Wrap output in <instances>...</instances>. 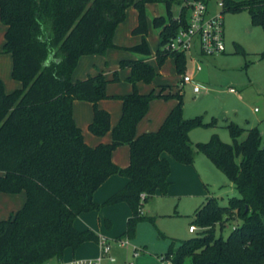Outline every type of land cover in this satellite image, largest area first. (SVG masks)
Masks as SVG:
<instances>
[{
  "label": "trees",
  "instance_id": "1",
  "mask_svg": "<svg viewBox=\"0 0 264 264\" xmlns=\"http://www.w3.org/2000/svg\"><path fill=\"white\" fill-rule=\"evenodd\" d=\"M175 0H0V24L5 26L2 52L12 60L11 77L21 87L5 92L0 80V192H24L23 205L0 219V264H48L60 261L66 248L76 250L87 241L98 242L91 229L77 230L74 220L101 206L125 202L131 216L119 239H132L138 222H154L140 213L143 204L157 192L164 195L170 181V155L181 164H191L196 154L206 156L237 191L227 205L208 198L194 213L195 236L172 239L163 254L171 264H264V144L256 128L228 122L231 142L212 134L207 142L193 143L189 132L211 123L202 115L183 116V94L166 86L155 92L140 93L137 82L151 83L155 67L146 61L150 51L145 36L149 3H162L164 14L154 16L151 26L159 29L155 52L160 67L167 58L174 61L177 75H183L188 59L182 52L163 49L178 28L185 25L186 10L180 21L173 19ZM224 11L246 10L250 22L264 32V0H222ZM182 0L177 4L181 5ZM133 6L137 23L131 34L140 35L137 45L126 47L140 58L123 59L126 81L133 90L125 95L106 93L109 82L102 73L72 79L79 59L102 54L113 43L117 25L125 10ZM239 50L244 52L240 47ZM264 58V51L260 54ZM113 71L110 81H118ZM181 79V77H180ZM121 100V114L114 127L110 114L98 101ZM174 99L162 124L155 131L136 135V125L146 115L150 101ZM74 100L88 101L93 117L88 125L96 136L111 132V141L89 146L72 116ZM245 133L243 139L241 135ZM121 145L129 148V163L116 165L111 154ZM127 178L126 184L103 203L93 193L110 175ZM141 194L144 198L141 200ZM240 219L224 238L215 227ZM162 236H165L164 234Z\"/></svg>",
  "mask_w": 264,
  "mask_h": 264
},
{
  "label": "crops",
  "instance_id": "2",
  "mask_svg": "<svg viewBox=\"0 0 264 264\" xmlns=\"http://www.w3.org/2000/svg\"><path fill=\"white\" fill-rule=\"evenodd\" d=\"M155 4V3H154ZM209 4V0H208ZM156 5V4H155ZM210 10H214L209 5ZM162 12L157 6L155 11L150 13L148 11L147 21L149 24L150 32L155 36L156 43L155 49L150 52L149 56L146 58V61L155 67L157 71V76H162L160 72V67L156 65L155 61V52L158 47L159 42V29H154L151 26V20L154 16L161 15ZM137 23V11H136V19L133 26L130 29V33L132 28ZM117 29V28H116ZM116 29L113 35V43L118 46V48H122L124 50L125 56L121 58L119 61L123 59H135L140 58V55H136L129 50L125 49L126 47H131L137 45L141 41L140 35L134 40L132 44L123 45L118 44L116 42ZM4 31L5 26L2 25V38L0 45V52L2 53V45L4 42ZM4 53V52H3ZM7 54V53H6ZM9 55V54H8ZM97 54L85 55L82 56L74 71L72 72V79H83L88 75H95L101 72L104 77L109 80L106 84V93L110 96H121L131 92L130 87H124L122 90H110L109 86L111 83L112 73L113 71H119L121 75V79L123 81L129 74V69L126 67L120 70V66L118 63L114 65H107L106 63L99 62V64L95 63L94 56ZM10 56V55H9ZM11 59V57H10ZM89 60V66L91 65L90 73H87V76H81L80 72L82 70L85 61ZM12 65V60L10 62ZM190 61L187 63V68H189ZM101 65V66H99ZM192 72L194 71L193 65ZM8 78L3 79L0 77L4 85L5 92H10L14 89L21 87V83L17 80H14L11 77V67L9 68ZM175 80L172 84L180 83V75L176 74L175 66ZM80 75V76H79ZM193 75V74H192ZM195 77V76H193ZM11 79V80H10ZM153 82V81H152ZM152 82L150 84H152ZM172 84L161 81L160 79L155 84L151 90L157 92L160 87L166 86L167 90L170 89ZM150 90V91H151ZM149 91V92H150ZM140 93H148L140 90ZM176 100L174 99H161L156 98L150 101L148 111L146 115L138 122L136 125V135H139L144 132L155 131L159 128V126L164 121L165 117L171 110V108L175 105ZM100 109L106 110L110 114V126L114 127L120 117L121 114V100L117 98H106L98 101L97 103ZM72 116L75 124L80 128L82 132L83 140L89 146H96L98 144H106L111 141V132L108 131L103 136H96L92 134L88 125L93 117V107L92 104L88 101L83 100H74L72 103ZM184 116V111H183ZM186 118V117H184ZM190 138L193 133H189ZM262 135V134H261ZM170 162V174L168 176V180L170 184L168 186L166 194L162 195L157 192L153 195L143 206H142V214H146L154 216L156 219L163 218H183V220H188L194 217L195 211L210 197L219 198L223 192H232L235 191L232 184L227 180L223 179L222 175L218 172V170L214 164L203 154H196L194 161L191 164H181L174 160L170 155L164 154ZM112 161L120 166L125 167L129 163V148L127 145H121L114 149L111 154ZM222 173V172H221ZM127 182V178L120 175H110L108 176L94 191L93 200L97 203H103L106 199H108L112 194L120 190ZM25 200L24 192H20L17 194L0 192V219L7 218L10 213L19 209ZM147 205V206H146ZM131 216V210L129 206L125 202H118L112 205H104L101 206L98 210H93L90 212H85L80 214L74 220V227L77 230L91 229L98 236L105 237L106 240L111 245V255L115 256V262H109L106 258L102 260L101 264H128L130 259H136V264H150L151 262H156L157 264H165L161 257L165 253H151L148 252L147 247L159 246L165 244V241L159 239L157 237H148L142 239V242L139 241L137 244V248L140 249V254L137 257H133L132 253L130 254V249L126 247H121L117 244V240L119 236L124 233L126 230L127 219ZM153 217V218H154ZM154 222H156L154 220ZM151 223V222H150ZM158 223V222H157ZM191 225V223L189 224ZM188 225V227H189ZM175 231V230H172ZM185 232L190 234L188 228L185 229ZM194 233V232H193ZM165 236L167 238H175L178 237V234L174 232H166ZM183 237V236H182ZM170 243V242H169ZM142 252V253H141ZM101 254V247L98 242L87 241L82 243L76 250H72L71 248H66L63 252L62 259L60 261L50 260L48 264H66L72 261L78 260H95ZM130 256H132L130 258Z\"/></svg>",
  "mask_w": 264,
  "mask_h": 264
},
{
  "label": "rangeland",
  "instance_id": "3",
  "mask_svg": "<svg viewBox=\"0 0 264 264\" xmlns=\"http://www.w3.org/2000/svg\"><path fill=\"white\" fill-rule=\"evenodd\" d=\"M177 1L178 0L173 1L170 6L173 16L180 14L181 7L180 4H177ZM217 1L218 0H209V5L211 8L213 7L214 10H218ZM155 4H147V10L152 13L158 6L163 13V4L160 2ZM135 19V8L133 6H128L125 10L124 20L116 27L115 38L118 44H132L138 37V35L130 33ZM223 22L224 52L214 56L201 57L199 61L201 70L192 73L193 76H195V82L201 87L200 92L195 93L192 89V84L189 82L184 83L182 86L178 83L172 84L175 80L174 61L172 58H167L160 66L162 76L155 77L152 84H145L141 81L137 82L136 89L138 92H140V90L149 92L160 79L161 81L172 84L170 87L172 93L178 90L182 91L184 117L191 118L202 115L203 122L205 123H211L212 119L215 118V122L211 123V125L196 127L190 131L193 134L191 138L189 134V138L193 143L207 142L212 134H217L223 142L230 143L231 137L226 125L228 122H234L243 128H256L262 134V144H264V58L262 59L260 57V54L264 51V32L260 26L251 24L250 17L246 10L238 12L231 10L224 11ZM1 38L2 24H0V45ZM145 40L149 51L152 52L155 49L156 38L151 34L150 28H148ZM239 47L244 52H241ZM124 56L125 54L122 48L109 47L104 53L95 55L93 60L96 59L94 62L97 64L102 62L107 65H114L116 63L119 64V60ZM10 62V56L0 52V77L3 79H6V77L8 78L10 72L9 68L11 67ZM89 62V60L85 61L80 72L81 76L85 77L87 73L91 72V65H88ZM191 65L194 64H189V68L185 70V73L191 74ZM120 68V70H122L126 67ZM117 73L119 79L115 82L111 81V83H109V89L117 91L128 86L132 91V84L126 81V78L122 81V74L119 71ZM230 88H233L234 92H230ZM244 136L245 133L241 135V139H243ZM218 173L222 175L223 179L227 180L223 173ZM234 196H238L236 190L232 192L222 191L217 201L219 205L225 206L229 198ZM192 219L193 218L188 220H183V218L156 219L154 217L156 222L153 223L149 221L138 222L135 227L134 237L130 239V243L137 247L135 243H139V241L142 242L144 238L154 236V238L156 237L157 239L158 237L164 240L165 244L156 246V248L155 246L149 245L147 247L148 252L157 254L164 253L168 250L169 242H171L172 239H175L177 243L179 240L187 239L197 234V231L188 235L185 232L188 225L192 223ZM240 223V219L229 220L228 222L225 221L222 230H220L218 225L215 227V234H221L225 238L231 229ZM197 230L199 231L200 229L197 228ZM165 231L174 232L178 234V237L167 238L166 236H162L163 234L165 235ZM129 249L131 254L132 248L129 247ZM131 257L132 256H130V258ZM135 260L136 259H130V261L136 264ZM150 264L157 263L151 262ZM186 264L191 263L187 260Z\"/></svg>",
  "mask_w": 264,
  "mask_h": 264
},
{
  "label": "built area",
  "instance_id": "4",
  "mask_svg": "<svg viewBox=\"0 0 264 264\" xmlns=\"http://www.w3.org/2000/svg\"><path fill=\"white\" fill-rule=\"evenodd\" d=\"M218 10H210L208 0H182L180 7L186 10L185 25L178 28L172 37L165 43L163 49L175 52H182L186 55L188 61L193 63L194 71H200V58L204 56H214L224 52V22H223V2L217 1ZM173 19L180 21V14L173 16ZM189 82L195 93L200 92L201 87L194 80L192 74L184 73L181 75L179 85ZM234 92L233 88L229 89ZM144 194H141V200ZM142 213V208L140 209ZM188 231L193 233L197 227L189 225ZM98 243L101 247V254L95 260H78L66 264H101L103 259L109 262H115V256L111 255V245L105 237L98 236ZM117 244L121 247L132 248V256H139L140 249L131 245L127 237L118 239ZM161 260L165 264H171L169 259L163 256ZM128 264H134L129 261Z\"/></svg>",
  "mask_w": 264,
  "mask_h": 264
},
{
  "label": "water",
  "instance_id": "5",
  "mask_svg": "<svg viewBox=\"0 0 264 264\" xmlns=\"http://www.w3.org/2000/svg\"><path fill=\"white\" fill-rule=\"evenodd\" d=\"M162 14H164V11H163V13Z\"/></svg>",
  "mask_w": 264,
  "mask_h": 264
}]
</instances>
